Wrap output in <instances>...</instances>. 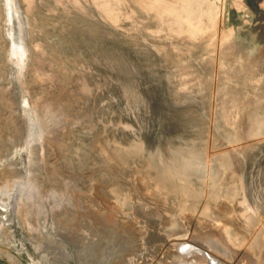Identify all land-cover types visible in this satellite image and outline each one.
I'll use <instances>...</instances> for the list:
<instances>
[{
  "label": "rangeland",
  "instance_id": "rangeland-1",
  "mask_svg": "<svg viewBox=\"0 0 264 264\" xmlns=\"http://www.w3.org/2000/svg\"><path fill=\"white\" fill-rule=\"evenodd\" d=\"M256 12L0 0V264H264Z\"/></svg>",
  "mask_w": 264,
  "mask_h": 264
},
{
  "label": "crops",
  "instance_id": "crops-1",
  "mask_svg": "<svg viewBox=\"0 0 264 264\" xmlns=\"http://www.w3.org/2000/svg\"><path fill=\"white\" fill-rule=\"evenodd\" d=\"M244 4L252 12L254 9L257 11L256 13L259 15L264 13V0H244Z\"/></svg>",
  "mask_w": 264,
  "mask_h": 264
},
{
  "label": "water",
  "instance_id": "water-1",
  "mask_svg": "<svg viewBox=\"0 0 264 264\" xmlns=\"http://www.w3.org/2000/svg\"><path fill=\"white\" fill-rule=\"evenodd\" d=\"M180 264H187V263H180ZM212 264H214V263H212Z\"/></svg>",
  "mask_w": 264,
  "mask_h": 264
}]
</instances>
